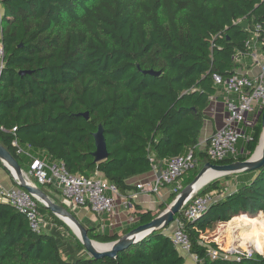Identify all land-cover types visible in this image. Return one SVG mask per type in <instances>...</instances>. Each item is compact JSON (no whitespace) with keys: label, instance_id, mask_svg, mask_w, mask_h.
Returning <instances> with one entry per match:
<instances>
[{"label":"trees","instance_id":"16d2710c","mask_svg":"<svg viewBox=\"0 0 264 264\" xmlns=\"http://www.w3.org/2000/svg\"><path fill=\"white\" fill-rule=\"evenodd\" d=\"M0 5V143L27 170L29 157L12 144L15 126L18 144L33 155L62 160L71 173L99 172L123 195L134 188L130 178L151 171L150 157L159 164L200 141L205 109L220 86L216 78L238 70L237 53L249 51L246 39L256 23L264 25V0H0ZM147 69L160 73H144ZM263 109L252 119L243 153L213 161L196 148L198 167L183 175L182 187L207 161L250 157L262 132ZM82 112L88 118L78 115ZM99 124L108 157L93 162ZM253 173L252 180L240 182L226 174L196 192L220 189L229 179L235 187L195 219L181 218L196 255L191 263L163 229L115 256L93 257L39 201L48 227L35 232L24 213L0 199V264H264L254 234L256 224L264 229V163ZM35 184L46 193L50 187ZM176 194L154 209L131 199L137 217L131 226L109 233L100 224H84L87 234L99 242L115 240L157 216ZM214 240L230 250L254 247L260 253L228 255ZM211 248L220 254L211 257Z\"/></svg>","mask_w":264,"mask_h":264},{"label":"built area","instance_id":"2783aa9c","mask_svg":"<svg viewBox=\"0 0 264 264\" xmlns=\"http://www.w3.org/2000/svg\"><path fill=\"white\" fill-rule=\"evenodd\" d=\"M254 29L244 45L249 50L253 62L257 63L256 74L247 75L237 70L223 80H220L219 77L216 78V81L223 87V100L226 106V117L223 124L216 127L205 141H199L193 147L188 148L186 152L162 159L161 163L164 167L160 170L159 176L155 173L158 164L153 157H150L153 176L135 182L134 188L129 190L128 194L123 195L113 182L99 172L89 176L71 173L66 169L62 160L47 161L45 157L33 155L29 146L24 148L18 144L14 126L10 131L13 134L12 144L15 151L18 154L26 155L30 160L27 170H24L27 179L32 178L39 184L50 185L59 191L71 207H88L92 212L108 214L111 220L117 206L119 205L122 210H128L131 207V199L139 192L159 194L162 187L167 186V196L171 193H178L182 188L181 178L183 175L198 167L194 153L196 148L205 151L207 157L213 161H220L236 155L235 144L242 135L240 124L245 120V115L253 112L256 108H264V58H260L257 47L254 45L255 41L263 40L264 25L256 23ZM3 65L4 48L0 41V74ZM249 121H245V123L251 126L252 120ZM0 128L4 129L2 126ZM234 188L227 184L220 189L193 194L185 206L174 215L172 222L163 228V233L172 240L175 247L187 259L195 261L196 255L190 252V240L182 229L181 218L195 219L213 200ZM0 199L11 203L24 213L29 227L33 231L41 232L47 229L48 221L37 208L38 199L24 188L18 187L17 184L4 185L0 183ZM113 224V221H110L109 226L113 227ZM102 227H104V223ZM209 253L211 257L220 254L214 248H211ZM238 254H242V252Z\"/></svg>","mask_w":264,"mask_h":264},{"label":"water","instance_id":"95a60500","mask_svg":"<svg viewBox=\"0 0 264 264\" xmlns=\"http://www.w3.org/2000/svg\"><path fill=\"white\" fill-rule=\"evenodd\" d=\"M24 72L25 71H20L19 73L23 74ZM143 72L149 73L151 75H158L160 73L159 70L153 69L143 70ZM78 115L88 118L87 112L78 113ZM261 126L262 132L259 142L250 157L243 160H234L229 163L210 161L205 162L200 167L193 180L181 188V190L175 195V197L170 201L163 211H161L150 221L136 225L117 239L109 242H99L91 239L87 234V228L74 214L70 212V210L58 203H55L46 192L27 179L24 169L21 168L15 157L1 143L0 161L11 177L15 180L17 186L24 188L26 191L35 196L46 209L50 210L65 224H67V226L81 241L84 249L91 256L97 258L101 256H115L119 250L123 249L129 244H132L133 242L140 240L142 237L151 233L152 231L167 227L172 222L174 215L185 206L189 198L211 180L226 174L256 170L259 168L264 163V109L261 114ZM93 139L94 150L91 152V155L93 156V162H99L106 159L108 157V149L101 124H99L97 130L93 132ZM260 143H262L260 155L256 158H253ZM209 169L217 171L218 174L198 184V181L202 175ZM160 172V170L157 171L156 175L159 176ZM65 218H67L68 221H71L77 231L74 230V228L70 225V222H68ZM96 244L100 246H96Z\"/></svg>","mask_w":264,"mask_h":264},{"label":"crops","instance_id":"0c3cea01","mask_svg":"<svg viewBox=\"0 0 264 264\" xmlns=\"http://www.w3.org/2000/svg\"><path fill=\"white\" fill-rule=\"evenodd\" d=\"M2 13V8L0 5V17ZM0 35H1V27H0ZM254 45L257 47V50L259 51L260 58H264V37L262 41H255ZM236 58L240 62V67L238 68V71L245 73L247 75L256 74L258 67L257 63L253 62L251 55L249 52H239L236 55ZM259 111V108H256L253 112L247 113L245 118L247 120H252L255 118L257 112ZM226 117V106L223 100V87L220 85L217 92L210 97V102L208 106L205 109V118L203 122V127L200 133V141H205L209 137V135L212 133V131L223 124ZM39 157H45L47 161H51L52 159H49L48 156L45 155L44 152H40L37 154ZM164 167L162 163H159L157 165V171L161 170ZM246 172V171H243ZM239 175H234L231 179L233 181H237L238 179L247 180L249 175H241L242 173L239 172ZM153 176V172L149 171L145 174L137 175L129 179V182L131 184H134L137 181L144 180L148 177ZM231 180H226V185H229V181L231 183ZM0 183L4 185H12V177L8 173V171L0 165ZM230 186V185H229ZM47 195L55 202L62 206L67 207L69 210H71L70 206L68 205L67 201L61 196L59 191L53 189L52 187H49L47 189ZM167 186L162 187L159 194H152L148 192H139L137 195L133 198V201L135 203H138L142 208H148V209H154L158 203H161L162 201H165L167 198ZM75 212V216L78 218V220L84 225H94V224H100L99 229L102 230L105 229L107 232L111 233L114 231H121L125 227L131 226L134 221L137 220L136 215L133 213V209L128 210H122V208L117 206L113 218L110 220L108 214L106 213H95L92 212L88 207H76L73 209ZM132 218V219H131ZM110 221H113V227L109 226ZM104 223V227H102ZM188 263H191L187 260Z\"/></svg>","mask_w":264,"mask_h":264},{"label":"rangeland","instance_id":"374dc122","mask_svg":"<svg viewBox=\"0 0 264 264\" xmlns=\"http://www.w3.org/2000/svg\"><path fill=\"white\" fill-rule=\"evenodd\" d=\"M257 52H258V54H259V51L257 50ZM259 56H260V54H259ZM245 121L246 122H250L249 120H247L246 118H245V120L243 121V122H241V124H240V127L242 128V135L239 137V139L237 140V142H236V144H235V149H236V152H237V154L239 153V154H241V153H243L244 152V149H245V142H246V139H247V136H248V134H249V127L250 126H248L246 123H245ZM252 172H253V170H250V171H246V172H241L242 174L241 175H249L248 176V178H249V180H252L253 178H254V176H255V173H253L252 174ZM230 175V177H232V176H234V173H230L229 174ZM237 175H239V174H237ZM219 181H222L223 180V176H220L219 178ZM30 181L31 182H33L34 184H35V182H34V179H30ZM238 182H240V181H242L241 179H238L237 180ZM229 183V185H230V187L231 188H233L234 187V184H232V183H230V181L228 182ZM170 203V202H169ZM168 203V204H169ZM70 208H71V210L70 211H72L74 208H76V207H71L70 206ZM129 209H131V207L129 208ZM69 210V209H68ZM260 213V212H259ZM262 214V213H261ZM264 215V214H263ZM254 234H255V236L256 237H258V245H259V249H260V251L261 252H264V229L262 228V226H260L259 224H256L255 226H254ZM215 241V240H214ZM215 243H217V245H218V247H220V249L223 251V252H225L226 254H228V255H235V254H238V253H240V252H242V253H254V252H260V251H258V250H256L254 247H251V248H244V247H237L236 249H234V250H230V249H228V248H224V247H222L217 241H215ZM188 261H192L191 259H187Z\"/></svg>","mask_w":264,"mask_h":264},{"label":"bare ground","instance_id":"6f19581e","mask_svg":"<svg viewBox=\"0 0 264 264\" xmlns=\"http://www.w3.org/2000/svg\"><path fill=\"white\" fill-rule=\"evenodd\" d=\"M261 144H262V143H260V144L258 145V148H257V150H256V152H255L253 158H256V157H258V156L260 155V152H261ZM217 174H218V172L215 171V170H212V169L207 170V171L202 175V177L200 178V180L198 181V184L201 183V182L206 181V180L209 179V178H212L213 176H215V175H217ZM65 219H67V218H65ZM67 221H68V219H67ZM68 222H70V225L74 228L75 231H77L76 228H75V227L73 226V224L71 223V221H68ZM96 246H100V245L96 244Z\"/></svg>","mask_w":264,"mask_h":264}]
</instances>
